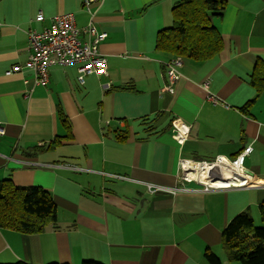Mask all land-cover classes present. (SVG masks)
Returning <instances> with one entry per match:
<instances>
[{"label":"crops","instance_id":"crops-1","mask_svg":"<svg viewBox=\"0 0 264 264\" xmlns=\"http://www.w3.org/2000/svg\"><path fill=\"white\" fill-rule=\"evenodd\" d=\"M178 1L98 0L91 14L83 0H0V180L41 186L58 207L42 232L0 227V263L210 264L209 249L224 264L228 223L247 210L261 220L264 186L207 191L179 178V158H234L252 145L245 166L264 181V84L252 83L264 71V0H227L212 17L222 50L183 58L171 93L165 63L174 56L156 42ZM60 13L107 32L99 49L108 75L81 84L77 63L51 66L44 85L34 86L33 69L8 75L31 53L28 31ZM175 119L190 129L184 141Z\"/></svg>","mask_w":264,"mask_h":264},{"label":"trees","instance_id":"trees-1","mask_svg":"<svg viewBox=\"0 0 264 264\" xmlns=\"http://www.w3.org/2000/svg\"><path fill=\"white\" fill-rule=\"evenodd\" d=\"M226 7L227 0H179L173 8V25L158 32L156 48L172 57L182 56L196 61L215 56L222 50L224 40L212 17L222 15ZM252 83L258 87L264 84V71L256 72ZM58 111L66 122L64 111L61 108ZM119 137L125 138L120 134ZM260 209L261 226L255 224L252 213L247 210L236 215L224 228L222 244L230 261L264 264V202ZM57 211L54 198L43 187L20 186L12 178L0 180V227L26 233L42 232L49 223L57 221ZM205 257L210 264H222L220 257L209 249ZM0 264L30 263L19 260ZM80 264L105 263L85 259Z\"/></svg>","mask_w":264,"mask_h":264},{"label":"built area","instance_id":"built-area-1","mask_svg":"<svg viewBox=\"0 0 264 264\" xmlns=\"http://www.w3.org/2000/svg\"><path fill=\"white\" fill-rule=\"evenodd\" d=\"M98 0H83V6L93 14V5ZM38 19H43L42 12L38 13ZM107 37V32H100L94 20L80 28L76 25L75 17L72 13H60L54 16L49 26L42 30L31 28L28 31V42L31 53L24 64H14L6 73L12 75L22 72L24 68L33 69L35 72L34 86L39 84H47L49 81V69L53 65H69L73 63L79 64L78 80L81 84L85 83V77L90 74L108 75V61L104 54L100 52L99 45L102 40ZM168 74V84L163 88L164 91L174 93L175 83L182 76L181 68L184 65L182 56H174L166 63ZM27 82V80H26ZM207 85V83H206ZM110 86V84H107ZM33 91L29 89L25 91V95L29 96ZM211 98H213L211 96ZM216 100V99H215ZM217 101V100H216ZM177 120L173 121L175 126V137L179 141H184L190 135L189 128L183 124H177ZM1 131V130H0ZM253 150L252 145L243 149L236 157L230 158L219 155L211 160L197 161L184 157L179 158V178L183 181H192L189 177L188 168L191 165L214 164L219 161L223 162L224 168L233 172L231 177H223L220 175L213 177V182L199 180L204 189L209 191L212 189H227L245 186H264V181L254 182L252 176L248 173L245 160L247 155ZM218 174V173H216ZM218 179H223V183L219 185ZM149 191L156 192L158 190H166L167 187L155 184H148ZM168 190L176 193L178 188H169Z\"/></svg>","mask_w":264,"mask_h":264},{"label":"bare ground","instance_id":"bare-ground-1","mask_svg":"<svg viewBox=\"0 0 264 264\" xmlns=\"http://www.w3.org/2000/svg\"><path fill=\"white\" fill-rule=\"evenodd\" d=\"M189 177L201 179L206 182H213V177L224 175L223 177H231L233 172L224 168L223 162L219 161L214 164H199L198 166L191 165L188 168ZM218 173V174H216ZM217 183L221 185L223 179H218Z\"/></svg>","mask_w":264,"mask_h":264},{"label":"rangeland","instance_id":"rangeland-1","mask_svg":"<svg viewBox=\"0 0 264 264\" xmlns=\"http://www.w3.org/2000/svg\"><path fill=\"white\" fill-rule=\"evenodd\" d=\"M214 159V158H213ZM211 160V159H210ZM256 209V208H255ZM255 209H253L254 210V212H253V214H255V216H259L260 215V211H259V208H257V210H255ZM258 219V218H257ZM255 224L257 225V226H261V224H262V220H260V219H258L257 221H255ZM224 264H241V262H239V261H229L227 258H226V260L224 261Z\"/></svg>","mask_w":264,"mask_h":264}]
</instances>
